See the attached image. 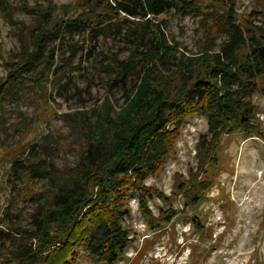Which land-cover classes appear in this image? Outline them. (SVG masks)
I'll return each instance as SVG.
<instances>
[{
  "label": "rangeland",
  "instance_id": "1",
  "mask_svg": "<svg viewBox=\"0 0 264 264\" xmlns=\"http://www.w3.org/2000/svg\"><path fill=\"white\" fill-rule=\"evenodd\" d=\"M51 1L52 21L75 18L85 4ZM195 1L197 12L192 15L171 12L149 18L151 32L161 37L158 25L163 45L172 49L162 64L152 61L163 74L169 65L205 51L216 53L226 39L223 22L228 13L240 26L264 29V0ZM4 2L10 10L8 15L0 11V82L6 64L16 60L21 44L29 45L30 31L39 24L38 17L24 13L21 6L44 9L47 4ZM143 23L122 14L104 38H92L82 30L63 43L51 44L57 61L43 90L16 86L1 104L0 264H16L11 253L26 243L23 232H31L37 214L51 208L58 191L70 186L67 176L78 170L80 138L88 133L87 125L101 117L106 101L110 116L116 117L142 70L151 66L138 54L150 57L152 48L153 35L145 32ZM67 43L80 49L73 54ZM128 60L131 73L107 91L110 62ZM250 102L256 110V133L222 135L211 160L204 150L198 151L207 133L204 116L184 118L172 153L142 185L149 195L129 192L121 222L129 242L115 264H264V94L254 95ZM81 117L83 124L77 127ZM36 158L50 163L45 179L11 169ZM201 191L198 204L188 207L186 196ZM68 239L29 264H105L76 241L67 244Z\"/></svg>",
  "mask_w": 264,
  "mask_h": 264
},
{
  "label": "trees",
  "instance_id": "2",
  "mask_svg": "<svg viewBox=\"0 0 264 264\" xmlns=\"http://www.w3.org/2000/svg\"><path fill=\"white\" fill-rule=\"evenodd\" d=\"M46 3L44 9L21 6L24 13L37 16L39 24L30 31L29 45L21 44L19 56L6 64L0 106L16 86L43 90L57 61L53 43H63L82 30L92 38H104L122 14L144 20L141 26L150 33L149 18L197 12L195 0H85L75 18L52 21L54 7L51 0ZM9 10L0 0V11L8 15ZM155 27L161 37L151 32L150 57L138 53L151 66L142 70L116 117L110 116L111 106L106 101L101 117L87 125L88 133L80 138L78 170L67 176L70 186L58 191L51 208L37 214L31 232H23L27 241L11 253L14 263H32L68 237L67 244L76 241L92 257L115 264L129 242L121 225L129 192L149 195L142 185L172 153L187 115L200 114L206 120L207 133L198 151L204 150L208 160L222 135L256 131V110L250 99L264 94V29L240 26L228 13L223 22L226 39L216 53L205 51L176 66L169 65L163 74L152 61L162 64L172 49L163 45V33ZM67 45L73 54L80 49L76 43ZM132 68L131 60L120 64L111 61L107 91L125 80ZM76 124L82 126V117ZM49 168L50 163L37 159L27 165L15 163L11 169L45 179ZM201 193L187 195L186 205L195 207ZM140 203L144 204L143 197Z\"/></svg>",
  "mask_w": 264,
  "mask_h": 264
}]
</instances>
